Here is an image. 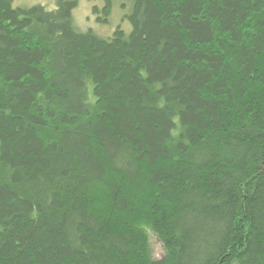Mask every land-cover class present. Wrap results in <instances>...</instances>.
Here are the masks:
<instances>
[{
    "label": "trees",
    "instance_id": "16d2710c",
    "mask_svg": "<svg viewBox=\"0 0 264 264\" xmlns=\"http://www.w3.org/2000/svg\"><path fill=\"white\" fill-rule=\"evenodd\" d=\"M14 1L0 264H264V0H133L110 38Z\"/></svg>",
    "mask_w": 264,
    "mask_h": 264
},
{
    "label": "rangeland",
    "instance_id": "374dc122",
    "mask_svg": "<svg viewBox=\"0 0 264 264\" xmlns=\"http://www.w3.org/2000/svg\"><path fill=\"white\" fill-rule=\"evenodd\" d=\"M57 0H15L14 6H33L43 4L52 9L56 7ZM78 6L74 9V20L81 31L94 30L104 38H110L114 32L122 27L126 33L132 31L131 22L125 17L133 9V0H114L113 12L108 23L103 24L97 20L98 15L94 12V7L102 8L105 5L104 0H78ZM90 89L92 85L90 84ZM151 256L154 259L162 258L165 255L161 245L156 238L151 239L150 245Z\"/></svg>",
    "mask_w": 264,
    "mask_h": 264
}]
</instances>
